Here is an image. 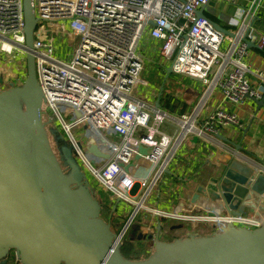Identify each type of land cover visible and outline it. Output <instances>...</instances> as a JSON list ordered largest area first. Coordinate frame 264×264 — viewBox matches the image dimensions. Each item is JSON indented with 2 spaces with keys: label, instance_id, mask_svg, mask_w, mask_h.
<instances>
[{
  "label": "built area",
  "instance_id": "obj_1",
  "mask_svg": "<svg viewBox=\"0 0 264 264\" xmlns=\"http://www.w3.org/2000/svg\"><path fill=\"white\" fill-rule=\"evenodd\" d=\"M209 1L34 0L37 27L30 48L26 45L24 1L0 0V63L6 61L18 71L25 70L27 53L33 54L43 102L47 104L41 116L46 114L61 124L91 189L109 193L114 214L118 200L134 207L127 219L129 223L124 222L120 229L127 223L124 235L142 209L187 223L216 222L219 231L228 223L252 229L263 225L264 219L243 214L224 218L213 214H173L146 206L191 134L217 132L216 127L225 123L238 124L235 114L218 109L200 125V106L212 90L219 89L237 103L247 97H264V70L250 68L245 57L248 42L243 39L258 15H264V0H251L239 8L233 37L199 15ZM148 27L153 39L161 42L158 65L152 67L155 73L163 66L173 65L176 73L198 78L206 86L201 102L187 113L175 114L137 96L138 90H147L153 83L144 78L148 60L139 51ZM58 36L74 44L71 56H58ZM227 40L229 44L224 47ZM260 46L264 48V34ZM17 56L22 59L20 66L13 62ZM24 75L15 73L12 85L18 86ZM8 81L5 75L0 76V87ZM70 114L72 121L66 117ZM167 124L172 127L169 133L163 130ZM82 127L106 156L83 148L74 133ZM140 148L146 153L141 154ZM102 158L106 159L103 163ZM139 158L151 167L142 178L136 176ZM153 247L154 244L149 252ZM9 259L11 264H22L15 252L10 253Z\"/></svg>",
  "mask_w": 264,
  "mask_h": 264
},
{
  "label": "water",
  "instance_id": "obj_2",
  "mask_svg": "<svg viewBox=\"0 0 264 264\" xmlns=\"http://www.w3.org/2000/svg\"><path fill=\"white\" fill-rule=\"evenodd\" d=\"M23 1L26 45L31 48L37 27L34 0ZM199 15L235 36L209 18L205 8ZM250 30L243 37L249 44ZM26 63L24 83L0 91V258L10 249L9 255L15 252L22 264H264V220L255 229L228 223L212 234L171 241L162 240L158 232L148 258H125L121 239L130 220L122 231L114 232L101 217L100 203L87 178L80 182L82 172L70 148L64 149L70 171L63 170L41 116L43 92L30 52ZM173 71V65L167 66L165 77ZM163 89L164 84L156 107H161ZM256 102L264 105V97ZM77 137L86 151L106 156L84 127ZM248 163L236 158L224 163L220 176L203 190L206 198L220 201L234 215H242L246 208L254 211L255 196L264 194V171L259 173L263 169ZM7 263L0 259V264Z\"/></svg>",
  "mask_w": 264,
  "mask_h": 264
},
{
  "label": "crops",
  "instance_id": "obj_3",
  "mask_svg": "<svg viewBox=\"0 0 264 264\" xmlns=\"http://www.w3.org/2000/svg\"><path fill=\"white\" fill-rule=\"evenodd\" d=\"M251 0H210L205 8V12L209 18L223 25L230 31L236 30L235 18L238 15L239 8L245 7ZM264 34V15L260 14L255 19L250 34L247 38L248 51L246 60L250 68L255 70H264V48L260 46V37ZM142 41V42H141ZM139 51L148 60L151 68L158 65L157 57L160 53L161 42L153 39L148 33V40H140ZM143 44V46H142ZM229 40L225 41L223 46L226 47ZM141 49V50H140ZM0 76L5 75L9 78L8 83L3 84L0 90L9 88L10 82L15 73L20 72V77L24 75V70H16L12 63L3 61L0 63ZM165 74L162 77L164 89L161 95V107L172 111L175 114L187 113L198 106L203 98L206 88L203 82L195 77L176 73L175 71L166 76L167 68L161 67ZM174 73L172 81L169 84L170 76ZM159 74V72H157ZM161 75V73H160ZM252 83L256 85L255 79ZM161 84V85H162ZM167 84H169L167 86ZM161 87V86H160ZM160 87L156 84H150V88L141 91L143 97L149 102L156 104L160 94ZM200 106L199 122L202 125L208 116L218 110L224 109L229 113L235 114L238 118V124L225 123L216 127L217 132L205 131L204 135L191 134L181 149L176 160L170 166L169 172L156 189L153 190L148 198L146 206L150 208H159L165 212L173 214H213L219 217L233 214V210L223 207L220 201H212L204 195V189H207L211 179L219 177L222 166L227 161L236 158L241 162L254 163L260 167L261 173L264 171V105L258 106L256 99L247 97L241 103L229 100L219 89H214ZM165 132H171L170 124L164 126ZM226 137L231 141H225L221 138ZM141 159V160H140ZM139 160V161H138ZM137 161L144 164L145 161L139 158ZM147 166V165H146ZM151 171V167L148 175ZM257 208L252 211L246 208L243 215L264 219V194L256 195ZM113 222L115 225H121L131 216L134 207L118 204ZM143 217L137 219L139 229V239H150L154 244L158 232L160 238L162 236H170L175 228L186 226L185 236L191 234L208 235L215 231H219L218 223H195L184 222L176 217L158 216L153 211L142 209L140 211ZM139 215V214H138ZM170 227H169V226ZM122 227V226H121ZM159 227L161 229L159 230ZM182 236H172V239L182 238ZM165 240V241H171ZM9 262L7 264H11Z\"/></svg>",
  "mask_w": 264,
  "mask_h": 264
},
{
  "label": "rangeland",
  "instance_id": "obj_4",
  "mask_svg": "<svg viewBox=\"0 0 264 264\" xmlns=\"http://www.w3.org/2000/svg\"><path fill=\"white\" fill-rule=\"evenodd\" d=\"M150 27H148V29L144 32L141 40L143 39L144 40H148V33H149V30ZM142 42V41H141ZM55 44H57V52H58V56L59 57H64L66 58L69 53L73 52L74 50V44L72 42H70L66 37L62 38V37H57L56 38V42ZM143 46V44H142ZM141 50V49H140ZM71 56V54L69 55ZM68 59V58H67ZM13 62L16 63L18 66H20L22 64V59L20 58V56H17V57H14L13 59ZM148 68H146V70L144 71V78L147 79L148 81L150 82H153L154 84H156V86L160 87L161 84H162V80H163V76H164V70H160L158 71L157 69V72H159V74L155 73L154 69L151 68L150 64H147ZM27 73V67L26 69L24 70V74L26 75ZM161 73V75H160ZM24 75V76H25ZM172 77H174V73L171 74V76L169 77L170 80H169V84L171 83L172 81ZM11 82V81H10ZM22 83H24V80L22 79L21 80V83L18 84V86H20ZM167 84V86L169 85ZM15 85V84H14ZM17 86V85H16ZM142 90H138L137 92V96H139L142 92ZM145 91V90H144ZM142 97V95H140ZM152 102V101H151ZM47 107V104L46 102L44 101L43 102V110H45ZM71 116H66L67 117V120L68 121H72L74 118H73V115L70 114ZM43 120L45 122V126H46V131H47V134L49 136V139H50V143H51V146L55 152V154H57L58 156V160L60 161L61 165H62V168L64 171L66 172H69L70 171V165L68 164L67 162V157H66V154H64V149L65 148H70L71 149V153H72V156L73 158L75 159V162L79 165V168H80V172L81 173V177H80V182L82 181L83 182V179L86 178V174L85 172L83 171L82 169V166H81V162L78 158V155L77 153H75L74 149L72 148V145H71V141L67 138V136L64 134L62 128H61V124L59 122H56L55 120L56 119H52L51 117H48L46 114H44L43 116ZM164 128V126H163ZM75 135H77L76 132H74ZM101 160V163L105 162L106 159L105 158H102L100 159ZM141 160V159H140ZM139 161V160H138ZM136 162L137 164V172H136V176L138 178H142L144 177L148 172H149V169H150V166L148 164V162H146L145 160V163H140V162ZM147 165V166H146ZM89 178V177H88ZM90 180V179H89ZM91 181V180H90ZM87 186L90 188L89 184L87 183ZM93 187V186H91ZM94 192L96 195H101L102 192H99L98 190H95V188H93ZM119 204L120 206L121 205H124V204H127L125 203L123 200H119ZM128 206H131L130 204H127ZM143 217L142 213H139L138 215V219H141ZM136 220L134 223H131L130 227H129V230L128 232L122 237L123 240L125 239H131L133 241L135 240H141L139 239L137 236L138 234H136L137 230L139 229V226L137 225V222H139V220ZM127 221V220H126ZM125 221V222H126ZM114 227V230L119 232L120 229L123 227V223L121 225H116L113 223L112 225ZM122 226V227H121ZM169 226V225H168ZM170 227V226H169ZM186 230V226L184 227H181V228H175L171 235L170 236H162L161 235V239L162 240H171L172 239V236H185V231ZM196 235H200V234H196ZM182 236V238H184ZM159 237H160V234H159ZM143 240H147V241H150V239L146 238V239H143ZM154 249V247H153ZM152 249V251H153ZM9 251L10 249L6 252V254L2 257L3 259H8V261L10 260L9 259ZM0 258V259H2Z\"/></svg>",
  "mask_w": 264,
  "mask_h": 264
},
{
  "label": "trees",
  "instance_id": "obj_5",
  "mask_svg": "<svg viewBox=\"0 0 264 264\" xmlns=\"http://www.w3.org/2000/svg\"><path fill=\"white\" fill-rule=\"evenodd\" d=\"M94 197L100 203V208H101L100 215H101V217L107 223L110 224V226L114 232H117L114 230V227L112 226L114 223L113 218L115 216V214L113 213L114 203L110 200L109 193L103 192V193H101V195H96L94 193ZM121 244H122L121 252H122L123 256L127 259H130V260H143V259L148 258L153 253V251L149 252V249L153 246V243L151 241L142 240V239L141 240H135V241H133L131 239H125V240L121 239Z\"/></svg>",
  "mask_w": 264,
  "mask_h": 264
}]
</instances>
